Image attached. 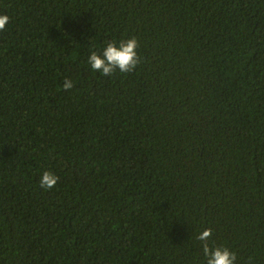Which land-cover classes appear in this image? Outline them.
<instances>
[{
  "label": "trees",
  "instance_id": "obj_1",
  "mask_svg": "<svg viewBox=\"0 0 264 264\" xmlns=\"http://www.w3.org/2000/svg\"><path fill=\"white\" fill-rule=\"evenodd\" d=\"M0 14V264H206L207 228L235 264H264V0ZM132 37L133 72L92 70Z\"/></svg>",
  "mask_w": 264,
  "mask_h": 264
},
{
  "label": "clouds",
  "instance_id": "obj_2",
  "mask_svg": "<svg viewBox=\"0 0 264 264\" xmlns=\"http://www.w3.org/2000/svg\"><path fill=\"white\" fill-rule=\"evenodd\" d=\"M9 16L0 14V31L5 30L9 23ZM139 43L135 37L120 40L107 41L102 51L91 52L88 63L93 71L100 72L105 76H111L117 71L120 73H131L141 63L137 49ZM74 86L73 81L65 78L63 81V89L70 90ZM59 177L51 171H45L40 178V187L51 189L56 186ZM212 237V229L203 230L197 239L202 242L203 252L206 257V264H235L237 259L236 253L228 247L210 246L209 241Z\"/></svg>",
  "mask_w": 264,
  "mask_h": 264
}]
</instances>
